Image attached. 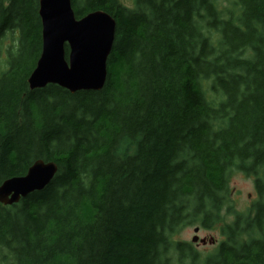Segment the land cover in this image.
<instances>
[{"label": "trees", "instance_id": "trees-1", "mask_svg": "<svg viewBox=\"0 0 264 264\" xmlns=\"http://www.w3.org/2000/svg\"><path fill=\"white\" fill-rule=\"evenodd\" d=\"M71 4L115 19L99 90L30 89L39 0H0V183L58 166L0 203V264H264V0ZM234 171L256 192L241 210ZM197 219L223 235L203 256L174 239Z\"/></svg>", "mask_w": 264, "mask_h": 264}, {"label": "water", "instance_id": "water-1", "mask_svg": "<svg viewBox=\"0 0 264 264\" xmlns=\"http://www.w3.org/2000/svg\"><path fill=\"white\" fill-rule=\"evenodd\" d=\"M41 51L27 78L30 89L56 84L70 93L99 90L107 75L115 19L106 11L93 10L76 17L71 0H39ZM65 44L68 46L66 56ZM55 161L34 160L25 174L12 176L0 183V203L11 205L28 194L46 187L57 172ZM194 227L192 242L206 243ZM209 243L214 239L209 238Z\"/></svg>", "mask_w": 264, "mask_h": 264}, {"label": "rangeland", "instance_id": "rangeland-1", "mask_svg": "<svg viewBox=\"0 0 264 264\" xmlns=\"http://www.w3.org/2000/svg\"><path fill=\"white\" fill-rule=\"evenodd\" d=\"M120 2L127 7L134 6V0H120ZM228 189L229 193L227 195L226 201L228 202L227 204H229L235 210H241L249 206L252 200L256 197L253 177L250 175H244L239 171H234L230 175ZM227 204H224L220 210V213L223 216L222 220L229 222L233 218V214L228 210L229 207ZM196 226L199 228V237L205 238L206 243L203 244L199 242V244H194L191 241V238L194 235V227ZM218 227L219 222L215 223L211 228H205L201 226L200 220L197 219L196 221L191 222L190 224L179 229L174 239L191 243L193 248L196 249L201 256H203L217 244V241L223 239V235L221 234ZM210 237L214 239L213 243H209L208 240ZM185 263L188 264V261H185Z\"/></svg>", "mask_w": 264, "mask_h": 264}]
</instances>
